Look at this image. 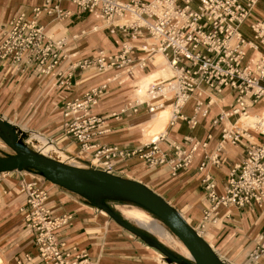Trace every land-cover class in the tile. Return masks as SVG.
I'll return each mask as SVG.
<instances>
[{
  "label": "crops",
  "instance_id": "1",
  "mask_svg": "<svg viewBox=\"0 0 264 264\" xmlns=\"http://www.w3.org/2000/svg\"><path fill=\"white\" fill-rule=\"evenodd\" d=\"M44 3L45 0H0V45L17 15L24 13L27 17H32L35 7ZM60 5L64 10L70 11V14L58 17L57 14L43 12L39 17V23L45 27L48 34L65 39L67 59L51 74L34 72V66L24 71L19 70L12 66L10 59H0V116L15 124L27 135L32 134L26 141L28 143L33 140L39 141L41 145L37 146L40 147V152L48 156L55 153L56 158L61 161L89 167L88 163L95 150H83L81 143L65 131V123L72 117L64 115V107L68 101L82 97L91 88L107 84V89L99 97L93 110L106 121L93 142L134 148L146 139H151L149 133L159 134L166 130L167 139L162 141L160 146L169 156L174 155L175 150L171 146L174 142L188 151L193 150L191 163L176 171L170 163L150 167L135 157L117 160V170L114 174L141 181L163 196L194 228L201 230L202 236L222 259L236 264H247V255L256 247L258 234L264 226V210L261 207L220 206L217 211L220 222L217 224L209 222L201 228V224L205 223V211L210 210L214 204L208 197L209 193L202 181L205 174L210 173L213 176L217 182V192L220 194L224 191L230 169L235 163L241 162L247 154L249 143L247 139L243 138L237 144L227 142L221 153L225 161L219 166L208 162L201 169L207 157L217 150L222 130L225 128L223 122L214 124L213 120L222 110L229 111L232 108L235 91L226 88L222 94H214L216 100L211 106L210 113L206 117L199 114V122L194 127L183 119H179L168 128V121L164 127H147L157 115L151 119L144 105L138 113L130 110L116 118L113 113L119 112L128 102L135 98L139 101L149 99V88L145 86L146 78L155 73L161 74L159 72L162 66L161 58L156 57L155 61L148 63L144 69L136 67L134 74L128 77L123 75L119 79H114V75L119 73L116 69L100 72L94 68L89 70L77 68L74 71L72 85L59 86V72H65L72 64L84 58L95 56L102 49L109 54L118 53L125 40L124 36L110 32L103 16L84 12L67 0H61ZM256 20L264 21V0H258L243 28L249 31L250 24ZM129 41L137 48L145 43L144 38ZM253 55L252 50L247 51V57ZM131 56L137 61L143 58L139 49H135ZM123 78L125 79L122 81ZM195 101L192 99L183 108L186 115H194ZM261 111L264 112V99L254 105L250 104L249 116L239 118V123L245 126L244 118L247 123L252 122L251 115ZM235 118L233 116L232 120ZM250 132L256 140H262L257 130L251 129ZM48 140L53 144L48 143ZM35 179L50 194L47 205L52 209L53 217L66 212L73 214L70 223L60 228L57 233L68 248L75 247L79 251H86L90 264H177L167 261L159 250L121 226L85 196L61 187L39 172L27 169L0 171L2 263L19 264V261H23L22 264H43L35 248V233L24 222L26 193L22 190V183ZM125 207L128 206L123 205L119 208L128 218ZM138 216L136 224L159 236H169L163 225L149 218L147 212L139 213ZM183 251L192 257L189 250ZM27 254L31 255V260H24ZM254 264H264V257Z\"/></svg>",
  "mask_w": 264,
  "mask_h": 264
},
{
  "label": "built area",
  "instance_id": "2",
  "mask_svg": "<svg viewBox=\"0 0 264 264\" xmlns=\"http://www.w3.org/2000/svg\"><path fill=\"white\" fill-rule=\"evenodd\" d=\"M67 1L84 12L103 16L110 32L124 36L125 40L118 53L109 54L102 49L95 56L84 58L65 72H59L58 85L70 87L77 68H94L100 72L116 69L119 73L114 75V79L123 75L128 77L134 74L136 67L144 69L157 55H163L171 77L156 79L149 87L148 100L135 98L113 116L119 118L130 110L138 113L144 105L152 119L171 106L167 128L179 119L196 126L199 114L206 117L210 113L216 100L214 94L220 95L226 88L235 91L232 108L222 110L213 120L214 124L223 122L225 128L217 150L207 157L201 169L208 162L219 166L225 161L221 153L227 142L237 144L243 138L247 139V154L230 169L224 191L220 194L216 180L210 173L205 174L202 181L214 204L205 211V223L201 228L209 222H220L217 212L220 206L241 208L257 205L264 210V139L256 140L250 130H257L262 137L264 132L258 127L239 123V118L249 116L250 104L264 99V21H253L249 31L243 28L258 0ZM60 2L45 0L43 5L35 7L34 16L17 15L0 45V59H10L13 67L23 71L34 66V72L51 74L59 69L67 59L66 41L48 34L39 23V17L43 12L57 14L58 17L69 15L70 11L64 10ZM140 38H144L145 43L138 48L129 41ZM135 49L143 54L138 61L131 56ZM248 50L253 51V57H247ZM106 89L107 84L97 85L82 97L68 101L64 107V115L72 117L65 123V131L81 143L83 150H95L88 163L89 168L115 173L117 160L135 157L150 167L170 163L174 171L191 163L193 150L188 151L174 142L171 146L175 152L171 157L161 148V142L167 139L166 130L159 134L158 139H146L134 148L93 142L106 121L93 112ZM192 99L196 100L195 113L189 116L183 108ZM233 116L236 118L232 120ZM47 142L53 144L50 140ZM22 190L26 193L24 222L35 233V248L43 264H90L86 251L68 248L57 233L70 223L73 214L66 212L53 217L52 209L47 205L50 194L36 179L23 182ZM196 230L201 234L200 229ZM262 257L264 226L258 234L256 247L247 255L246 263L254 264ZM31 259L29 254L24 258ZM223 260L227 264H236Z\"/></svg>",
  "mask_w": 264,
  "mask_h": 264
},
{
  "label": "water",
  "instance_id": "3",
  "mask_svg": "<svg viewBox=\"0 0 264 264\" xmlns=\"http://www.w3.org/2000/svg\"><path fill=\"white\" fill-rule=\"evenodd\" d=\"M26 136L15 124L0 116V137L11 147L14 155H0V171H23L33 168L52 182L70 191L96 200V206L106 211L121 226L131 231L149 246L159 250L167 261L177 264H227L212 245L188 222L185 216L163 196L141 181L110 173L102 169L70 164L45 155L26 142ZM101 199L126 200L142 206L159 217L186 244L195 263L172 252L157 236L138 224L121 217ZM144 231L148 232L145 233Z\"/></svg>",
  "mask_w": 264,
  "mask_h": 264
},
{
  "label": "rangeland",
  "instance_id": "4",
  "mask_svg": "<svg viewBox=\"0 0 264 264\" xmlns=\"http://www.w3.org/2000/svg\"><path fill=\"white\" fill-rule=\"evenodd\" d=\"M262 117H264V112H259L258 114H255V115H251V118L253 119V121L252 122H249L248 121V123L246 122V118H244L243 119V121L245 122V123H243L246 127L247 126H262V127H264V125H263V122H264V120L262 121V122H260V120H261V118ZM257 123H259V124H257ZM257 124V125H256ZM147 127H152V124H149ZM25 133V132H24ZM26 134V133H25ZM35 134V133H34ZM30 137H32V134H29V135H27L26 136V139H28V138H30ZM260 138H262V139H264V137H260ZM25 139V140H26ZM27 142V144L31 147V148H33V149H35V150H37V151H40V147L39 146H37V145H41L40 143H39V141L37 142V140H33V142H31V143H28V141H26ZM36 145V146H34V144ZM12 154H15V152H14V150L11 148V147H9L3 140H2V138L0 137V155L1 156H3V155H7V156H9V155H12ZM49 156L50 157H53V158H56V155H55V153H51V154H49ZM59 156L61 157V158H63L62 156H61V154L59 153ZM57 159V158H56ZM76 164H81V163H79V162H75ZM27 170H32V171H35V172H38V170H36V169H33V168H30V169H27ZM107 204L108 205H110L111 206V208L116 212V213H118L121 217H124V218H126L123 214H122V212L120 211V206H123V205H126V206H128V207H125V209H126V216L129 218H126L127 219V221L128 222H130L131 224H133V225H137L136 223H135V221H137V217H139L138 216V214L139 213H143V212H147L148 213V216H149V218H151V219H154V220H156L160 225H163V227L169 232V236L168 237H162V236H159L158 234H155L154 232H152V231H150V230H148V229H146V228H144V227H142L140 224H139V226H141L142 228H144L145 230H147V231H149L151 234H154L155 236H157L163 243H165L166 244V246L172 251V252H174L175 254H177V255H182V256H185V257H187V258H189V259H192V257H189L188 255H186L185 253V251H183V250H186V251H188V248L186 247V245L181 241V239L168 227V225L167 224H165L161 219H158V218H156V217H154L151 213H149L148 211H146V210H144V209H142L141 208V206H138V205H133V204H130V203H124V202H121V201H107ZM194 263H195V261L194 260H192ZM0 264H4V263H2V261L0 260Z\"/></svg>",
  "mask_w": 264,
  "mask_h": 264
},
{
  "label": "bare ground",
  "instance_id": "5",
  "mask_svg": "<svg viewBox=\"0 0 264 264\" xmlns=\"http://www.w3.org/2000/svg\"><path fill=\"white\" fill-rule=\"evenodd\" d=\"M156 57H160V62H162V66L160 67V70L159 73H155L154 75H151L149 77L146 78V82H145V86L146 88H149L150 85H151V81H153V83L155 82L156 79L158 78H170L172 73L169 69V67H166V63H167V60L166 58L163 56V55H157ZM153 61H155V59H153ZM169 115H171V108L170 107H166L164 110L160 111V113H158L157 115V118H155L152 122H150L149 124H152V127H164L167 123V121L169 122ZM248 117V116H247ZM264 120V117L261 118L260 122H262ZM259 124V123H257ZM256 124V125H257ZM260 125V124H259ZM263 125H264V122H263ZM255 127H258L259 129H261L263 132H264V127L262 126H255ZM161 133V132H160ZM159 133V134H160ZM159 134L155 133V132H151L148 134V136H151V138H155V139H158L159 137ZM150 138V137H149ZM15 152V151H14ZM40 152V151H39ZM42 153V152H41ZM44 154V153H43ZM14 155V154H12ZM46 155V154H45ZM89 168V167H88ZM39 172V171H38ZM142 208V207H141ZM144 209V208H142ZM146 210V209H144ZM104 211V210H103ZM147 211V210H146ZM149 212V211H148ZM150 213V212H149ZM143 216V214H142ZM145 220V219H144ZM148 224V223H147ZM182 241V240H181ZM183 242V241H182ZM184 243V242H183ZM185 244V243H184ZM186 245V244H185ZM187 247V246H186ZM188 248V247H187ZM189 252L191 253L190 249L188 248ZM192 255V259H194V256L193 254L191 253Z\"/></svg>",
  "mask_w": 264,
  "mask_h": 264
},
{
  "label": "trees",
  "instance_id": "6",
  "mask_svg": "<svg viewBox=\"0 0 264 264\" xmlns=\"http://www.w3.org/2000/svg\"><path fill=\"white\" fill-rule=\"evenodd\" d=\"M28 169H30V168H28ZM94 205H96V203L98 202V201H96V200H90ZM107 201H121V200H114V199H101V200H99V202H101V203H104V204H107ZM121 202H124V203H130V204H133V205H138V204H136V203H132V202H129V201H126V200H122ZM108 205V204H107ZM109 206V205H108ZM138 206H140V205H138ZM142 207V206H141ZM109 209H112L110 206H109ZM154 217H156V218H158V219H160L159 217H157L155 214H153L152 212H150ZM145 233H148V232H146V231H144Z\"/></svg>",
  "mask_w": 264,
  "mask_h": 264
}]
</instances>
